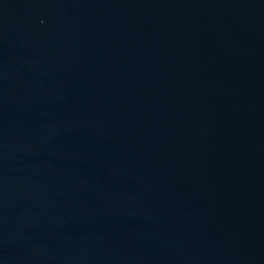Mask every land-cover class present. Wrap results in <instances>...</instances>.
Instances as JSON below:
<instances>
[{
    "label": "water",
    "instance_id": "1",
    "mask_svg": "<svg viewBox=\"0 0 264 264\" xmlns=\"http://www.w3.org/2000/svg\"><path fill=\"white\" fill-rule=\"evenodd\" d=\"M0 264H264V0H0Z\"/></svg>",
    "mask_w": 264,
    "mask_h": 264
}]
</instances>
